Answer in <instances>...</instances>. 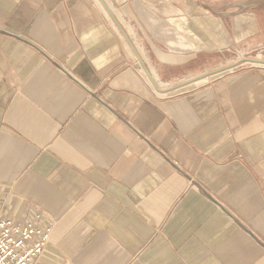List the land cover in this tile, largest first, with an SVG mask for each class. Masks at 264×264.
I'll list each match as a JSON object with an SVG mask.
<instances>
[{
	"label": "crops",
	"instance_id": "obj_1",
	"mask_svg": "<svg viewBox=\"0 0 264 264\" xmlns=\"http://www.w3.org/2000/svg\"><path fill=\"white\" fill-rule=\"evenodd\" d=\"M170 9L0 0V216L52 224L43 264H264V68L219 72Z\"/></svg>",
	"mask_w": 264,
	"mask_h": 264
},
{
	"label": "rangeland",
	"instance_id": "obj_2",
	"mask_svg": "<svg viewBox=\"0 0 264 264\" xmlns=\"http://www.w3.org/2000/svg\"><path fill=\"white\" fill-rule=\"evenodd\" d=\"M157 8H168L171 6V18L176 22L177 18L184 16L187 20V30L182 29L181 34L187 47H220L211 58L216 61L219 68L227 65L242 63L244 67L264 68V35L254 36V40L245 38L230 44L228 36H224L229 17L242 15V19L249 15L247 13L264 11V0H154ZM179 10V8H181ZM159 10V9H158ZM157 10V14H158ZM160 11V10H159ZM182 12V15H180ZM162 13V11H161ZM259 18L264 22V13L257 12ZM157 18V17H156ZM125 28L132 34V25L128 20H120ZM173 27H179L178 22ZM180 36L179 30H175ZM179 38H173L180 41ZM230 44V45H225ZM174 47V46H173ZM225 47V48H223ZM229 47V49H228ZM227 48V49H226ZM253 59V60H252ZM208 60V61H207ZM235 61V62H234ZM210 59H205L204 64H209ZM211 64H213L211 62ZM215 64V63H214ZM217 66V65H216Z\"/></svg>",
	"mask_w": 264,
	"mask_h": 264
},
{
	"label": "built area",
	"instance_id": "obj_3",
	"mask_svg": "<svg viewBox=\"0 0 264 264\" xmlns=\"http://www.w3.org/2000/svg\"><path fill=\"white\" fill-rule=\"evenodd\" d=\"M51 233L52 224L44 225L39 213L24 223L0 216V264H43Z\"/></svg>",
	"mask_w": 264,
	"mask_h": 264
},
{
	"label": "water",
	"instance_id": "obj_4",
	"mask_svg": "<svg viewBox=\"0 0 264 264\" xmlns=\"http://www.w3.org/2000/svg\"><path fill=\"white\" fill-rule=\"evenodd\" d=\"M226 69H228V67H227V68H222V69H220L219 72L224 71V70H226Z\"/></svg>",
	"mask_w": 264,
	"mask_h": 264
},
{
	"label": "bare ground",
	"instance_id": "obj_5",
	"mask_svg": "<svg viewBox=\"0 0 264 264\" xmlns=\"http://www.w3.org/2000/svg\"><path fill=\"white\" fill-rule=\"evenodd\" d=\"M253 60V59H252ZM235 62V61H234ZM215 73V72H214Z\"/></svg>",
	"mask_w": 264,
	"mask_h": 264
}]
</instances>
